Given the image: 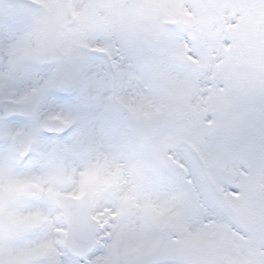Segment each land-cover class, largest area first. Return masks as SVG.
I'll return each mask as SVG.
<instances>
[{
  "label": "snow or ice",
  "instance_id": "snow-or-ice-1",
  "mask_svg": "<svg viewBox=\"0 0 264 264\" xmlns=\"http://www.w3.org/2000/svg\"><path fill=\"white\" fill-rule=\"evenodd\" d=\"M0 264H264V0H0Z\"/></svg>",
  "mask_w": 264,
  "mask_h": 264
}]
</instances>
